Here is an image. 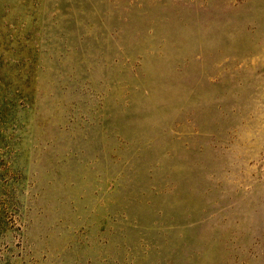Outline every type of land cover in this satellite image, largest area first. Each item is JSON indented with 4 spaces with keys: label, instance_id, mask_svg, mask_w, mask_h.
Wrapping results in <instances>:
<instances>
[{
    "label": "rangeland",
    "instance_id": "rangeland-1",
    "mask_svg": "<svg viewBox=\"0 0 264 264\" xmlns=\"http://www.w3.org/2000/svg\"><path fill=\"white\" fill-rule=\"evenodd\" d=\"M0 264H264V0H0Z\"/></svg>",
    "mask_w": 264,
    "mask_h": 264
}]
</instances>
